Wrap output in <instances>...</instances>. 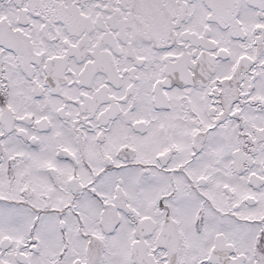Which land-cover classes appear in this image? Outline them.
<instances>
[{"label":"snow or ice","instance_id":"snow-or-ice-1","mask_svg":"<svg viewBox=\"0 0 264 264\" xmlns=\"http://www.w3.org/2000/svg\"><path fill=\"white\" fill-rule=\"evenodd\" d=\"M0 264H264V0H0Z\"/></svg>","mask_w":264,"mask_h":264}]
</instances>
